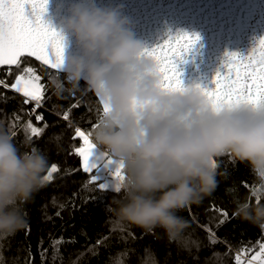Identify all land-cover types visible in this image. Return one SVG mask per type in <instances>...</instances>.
I'll return each mask as SVG.
<instances>
[{"label":"clouds","instance_id":"clouds-1","mask_svg":"<svg viewBox=\"0 0 264 264\" xmlns=\"http://www.w3.org/2000/svg\"><path fill=\"white\" fill-rule=\"evenodd\" d=\"M60 23L78 51L64 53V83L56 84V93L84 81L107 103L92 139L125 165L123 196L105 208L111 218L145 231L158 228L169 241L195 246L184 239L190 225L178 212L215 189L212 161L226 151L248 165L256 181L252 199L264 201V113L214 112L195 86L162 88L155 64L143 55L130 18L119 8L77 0ZM48 166L46 154L21 152L11 130L0 126V242L27 227L24 208L45 186ZM234 214L264 229V203L246 199Z\"/></svg>","mask_w":264,"mask_h":264},{"label":"trees","instance_id":"trees-1","mask_svg":"<svg viewBox=\"0 0 264 264\" xmlns=\"http://www.w3.org/2000/svg\"><path fill=\"white\" fill-rule=\"evenodd\" d=\"M25 68H32L45 86L42 106L36 107L34 101L24 104L21 94L0 85V126L15 133L13 142L21 152L36 148L46 154L49 166L45 175L52 164L59 171L25 206L27 227L0 242V264H237V256L241 264H248L259 250V243H264V229L234 214L237 203L250 196L256 183L246 163L234 160L227 151L215 156V189L199 203L178 212L190 225L184 239L195 241V246L169 241L158 228L145 231L117 223L105 208L114 198L122 197L123 191L101 192L97 183L91 182L92 173L83 172L81 159L74 153L82 145L79 138L73 139L75 129L92 133L91 125L99 121L102 106L98 98L84 81L78 89L57 95L56 84L64 83V74L57 76L56 71L31 58H22L19 67L0 68V80L11 85L17 75H31L24 72ZM65 112L69 115L67 121L63 119ZM41 115L43 120L37 121L36 116ZM29 121L43 129L42 135L32 136L25 131ZM56 136L61 137L59 141ZM101 200L103 215L98 209ZM222 220L225 222L221 225ZM209 230L217 239L211 247ZM61 237L74 242L60 244L54 260L51 245ZM81 253L83 256L77 260Z\"/></svg>","mask_w":264,"mask_h":264},{"label":"snow or ice","instance_id":"snow-or-ice-1","mask_svg":"<svg viewBox=\"0 0 264 264\" xmlns=\"http://www.w3.org/2000/svg\"><path fill=\"white\" fill-rule=\"evenodd\" d=\"M47 3L48 0H0V66L19 67L21 57H34L42 64L56 70L57 76L63 73L65 38L45 23L43 16ZM198 40V35L178 31L168 35L167 39L151 49H143V55L150 58L156 66L162 88L171 91L184 90L185 86L180 78L178 64L183 61L184 55ZM24 72L31 75H17L11 85L0 80V85L21 94L25 98L24 104L34 101L36 107H41L45 86L40 83V77L35 75L32 68H25ZM10 73L11 70H9ZM195 87L206 97L214 112L251 109L264 113V37L258 40L246 56L236 52L226 53L223 69L216 72L211 87L200 85H195ZM100 102L103 106L101 117L108 111V105L102 98ZM76 106L73 105V107ZM63 119L65 121L69 119L67 112ZM36 120L42 121L43 116H36ZM97 124L93 123L91 127L94 129ZM47 127L48 125L45 124V128ZM24 128L25 131H30L32 136H40L43 132V129L34 127L31 121ZM91 135V132L85 133L79 127L75 129L73 139L79 138L82 145L76 147L74 153L81 159L82 170L84 173H92L91 182L97 183L101 192L111 190L119 194L126 179L124 162L114 159L108 152L98 148L90 138ZM60 138L56 136L57 141ZM212 163L216 166L215 161ZM58 171V166L52 164L49 173L45 175V180L50 182L52 173ZM246 199L252 203L251 193ZM255 203H260L258 198ZM98 209L99 214L103 215L102 200ZM223 215L226 217L227 213L224 212ZM224 222L222 220L220 224ZM208 239L210 247L217 243L215 234L210 230ZM65 242H74V239L64 241L61 237L59 241H54L51 245L54 250V260L57 258L59 245ZM97 243H100L99 239ZM185 247H187V242H185ZM81 256L83 253L77 257V260ZM213 256L217 254L213 253ZM60 259L62 262V257ZM236 261L237 264H241L239 256L236 257ZM254 262L264 264V243H259V250L251 256L248 264H254ZM72 264H77V262L73 261Z\"/></svg>","mask_w":264,"mask_h":264},{"label":"water","instance_id":"water-1","mask_svg":"<svg viewBox=\"0 0 264 264\" xmlns=\"http://www.w3.org/2000/svg\"><path fill=\"white\" fill-rule=\"evenodd\" d=\"M77 0H48L43 19L59 32L61 19ZM96 6L119 8L130 18L134 37L144 48L162 43L178 31L198 35L199 40L178 64L185 87H211L226 53L248 55L264 37V0H91ZM64 53L75 54V41L64 37ZM31 58L37 61L34 57ZM49 68V66L42 64ZM4 65L0 68H14ZM51 69V68H50ZM54 70V69H52ZM56 71V70H54ZM63 74V73H62ZM96 95V94H95ZM100 102V98L96 95ZM101 106L102 103L100 102ZM103 107V106H102Z\"/></svg>","mask_w":264,"mask_h":264},{"label":"rangeland","instance_id":"rangeland-1","mask_svg":"<svg viewBox=\"0 0 264 264\" xmlns=\"http://www.w3.org/2000/svg\"><path fill=\"white\" fill-rule=\"evenodd\" d=\"M93 141V140H92ZM53 174V173H52Z\"/></svg>","mask_w":264,"mask_h":264}]
</instances>
